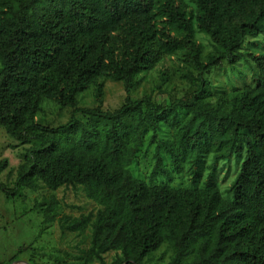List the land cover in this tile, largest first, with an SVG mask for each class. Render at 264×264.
I'll list each match as a JSON object with an SVG mask.
<instances>
[{
  "label": "trees",
  "instance_id": "16d2710c",
  "mask_svg": "<svg viewBox=\"0 0 264 264\" xmlns=\"http://www.w3.org/2000/svg\"><path fill=\"white\" fill-rule=\"evenodd\" d=\"M0 0V128L28 149L13 189L48 191L81 187L100 210L71 221L82 231L90 222L89 256L119 252L125 264H140L162 245L173 252L170 264H264V53L251 54L254 89L214 100L205 75L225 62L236 66L246 39L264 47V0ZM194 27L208 36L205 54ZM185 52L193 90L169 107L149 96L125 99L114 112L81 110L56 129L34 123L44 104L73 108L92 92L101 103L104 83L119 82L129 95L142 76L165 57ZM169 80L167 71L161 72ZM177 110L186 112L176 121ZM80 110H75L78 112ZM173 132L162 144L177 172L189 165L202 188L148 186L128 168L153 141L159 125ZM211 157V163L206 160ZM236 158L239 170L223 198L216 185L219 163ZM6 161L0 162V174ZM167 175L156 155L155 173ZM46 221L53 199L42 202Z\"/></svg>",
  "mask_w": 264,
  "mask_h": 264
},
{
  "label": "rangeland",
  "instance_id": "374dc122",
  "mask_svg": "<svg viewBox=\"0 0 264 264\" xmlns=\"http://www.w3.org/2000/svg\"><path fill=\"white\" fill-rule=\"evenodd\" d=\"M187 12L195 10L187 0H184ZM194 38L203 46L205 54L212 51V43L208 36L200 33L194 27ZM261 38H248L240 51V62L230 66L225 62L221 67L214 68L205 75L208 93L211 99L239 94L243 89H254L252 69L249 60L251 54H263ZM185 52H175L160 61L150 72L142 76L138 89L126 95L123 85L107 80L104 83L102 101L94 100L92 92L83 93L75 107L61 108L53 104H44L43 112L34 119V123L47 129H56L66 125L73 116L83 125L89 119L81 110H100L114 112L125 102L126 98L136 101L149 96L154 104L165 106L185 96L194 89L191 81L196 73L188 70L184 62ZM167 71L170 79L164 80L161 72ZM193 83V84H192ZM75 110H80L74 112ZM188 114L177 110L176 121L183 122ZM173 132L164 124L159 125L158 133L153 141L147 135L143 147L134 163L128 168L131 176L145 182L148 186L167 185L172 189L202 188L206 180L204 173L200 182L193 184L189 173V165L184 164L181 172L175 171L169 155L163 150L162 144L172 142ZM37 145L31 138L28 143L21 144L9 137L0 128V162L6 161V168L0 174V184L13 189L18 168L24 163L26 151ZM156 155L161 166L167 169V175L154 172ZM211 163V157L206 165ZM239 170V161L229 158L217 166L216 185L223 198L230 196V187ZM53 199L51 214L53 219L46 221L44 210L47 205H40ZM100 210L85 197L81 187H62L55 192L48 191L41 183L37 189L30 191L20 189L15 197H7L0 191V264H125L119 252H108L100 259L91 258V225L90 222L82 231L71 230V221L85 217L94 219ZM173 256L168 245H162L155 253L140 261V264H170ZM187 260H182L183 264Z\"/></svg>",
  "mask_w": 264,
  "mask_h": 264
}]
</instances>
